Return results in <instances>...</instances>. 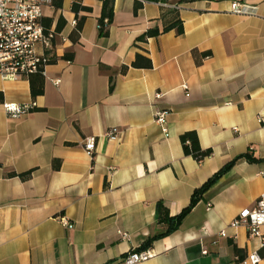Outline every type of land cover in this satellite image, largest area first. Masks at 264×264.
I'll return each mask as SVG.
<instances>
[{
	"label": "crops",
	"instance_id": "obj_1",
	"mask_svg": "<svg viewBox=\"0 0 264 264\" xmlns=\"http://www.w3.org/2000/svg\"><path fill=\"white\" fill-rule=\"evenodd\" d=\"M73 1L45 10L51 26L58 17L64 25L44 72L0 76V264H106L139 249L152 255L135 264H252L242 259L264 254L259 240L229 223L264 193V0H240L255 6L246 15L230 12L233 0L181 2L183 32L145 41L137 37L162 27V3L144 0L134 13L135 0H114L101 36L102 1L79 0L89 10L79 12L76 42ZM136 53L151 67L131 66ZM32 83L42 92L33 96ZM3 102L25 109L10 114ZM155 109L166 110L167 134ZM189 130L211 148L201 161L183 152L179 136ZM89 135L92 157L82 145ZM243 153L255 159L235 161L174 230L141 248L166 227L156 220L158 202L177 214L196 187ZM26 170V179L9 175Z\"/></svg>",
	"mask_w": 264,
	"mask_h": 264
},
{
	"label": "built area",
	"instance_id": "obj_2",
	"mask_svg": "<svg viewBox=\"0 0 264 264\" xmlns=\"http://www.w3.org/2000/svg\"><path fill=\"white\" fill-rule=\"evenodd\" d=\"M54 0H0V76L5 79L28 77L35 72H44V67L55 58L54 40L59 34L54 26L47 25L45 10H54ZM102 1V0H101ZM177 7L178 5H170ZM229 10L235 14H253L255 6L240 0L230 2ZM71 24L76 25V19ZM57 81V80H56ZM186 88V85L183 84ZM159 93L155 97H159ZM3 108L10 114H19L25 107L15 102H3ZM166 110L155 109L154 122L167 134ZM261 120V117H259ZM106 135H115L107 130ZM85 152L93 156L96 146L95 136L84 137L82 142ZM210 208L208 203L206 209ZM63 225L70 222L61 217ZM230 226L241 225L249 237L257 238L264 249V193L258 196L251 206L241 208L229 223ZM225 235V231L220 232ZM125 235V234H123ZM205 252V250H203ZM150 249L131 250L118 259L106 264H135L148 259ZM264 260V254L250 252L242 261L257 264Z\"/></svg>",
	"mask_w": 264,
	"mask_h": 264
},
{
	"label": "trees",
	"instance_id": "obj_3",
	"mask_svg": "<svg viewBox=\"0 0 264 264\" xmlns=\"http://www.w3.org/2000/svg\"><path fill=\"white\" fill-rule=\"evenodd\" d=\"M144 0H135L133 4V12L137 13L138 9L142 7V2ZM155 2L162 3L163 6L159 18L162 22V27L159 29L158 27L148 28L145 32L137 37V40L145 41L148 37L157 36L160 33L169 31L174 29L177 35L183 32V22L180 18L179 7H172L170 5H179L181 2L189 1V0H150ZM55 8L61 7L62 0H54L53 1ZM113 3L114 0H102L101 13L97 19L98 23V34L101 36L107 35L108 33V25L110 24L113 16ZM72 11L75 14L76 25L69 33V38L71 41L76 42L79 38V32L81 30L83 21L85 16L79 15L80 11H88L89 7L80 4L79 0H74L71 6ZM47 25L50 24V19L46 20ZM64 25V20L62 17H58L55 30L58 32ZM204 56L208 55V52L203 53ZM70 58V57H69ZM151 59L142 53H136L134 59L131 62V66L133 67H143L149 68L151 67ZM127 69V65H122L120 68L121 72H125ZM41 74L40 72H35L33 74ZM31 75V74H30ZM109 89H112V84L109 86ZM42 92V83L39 84L38 87H35L34 83L31 84V94L33 96ZM181 146L183 152L187 155H191L197 161H201L208 157L211 154V148H202L199 145V141L197 138V134L194 130L185 131L179 136ZM246 158L248 160L255 159L249 153L239 154L233 159L224 163L221 167H219L211 176H209L200 186L196 187L191 196L189 203L182 208L177 214L169 215L167 208L161 203L158 202L156 205V220L157 223H163L166 225L165 229L149 236L142 244L141 248H146L151 244V242L157 237L163 236L170 231L174 230L180 223L181 219L190 211L193 205L197 202V200L201 197L203 192L224 172H226L239 158ZM58 162H53V168L58 167ZM31 170H26L24 172L16 173L11 171L9 175H17L21 179H26L30 176ZM239 253V251L237 250ZM241 257V255H240Z\"/></svg>",
	"mask_w": 264,
	"mask_h": 264
}]
</instances>
